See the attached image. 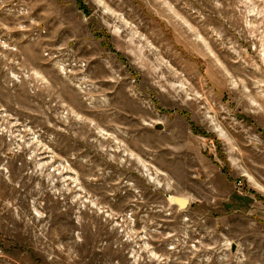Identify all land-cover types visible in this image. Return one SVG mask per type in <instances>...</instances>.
Here are the masks:
<instances>
[{"label":"rangeland","instance_id":"obj_1","mask_svg":"<svg viewBox=\"0 0 264 264\" xmlns=\"http://www.w3.org/2000/svg\"><path fill=\"white\" fill-rule=\"evenodd\" d=\"M0 264H264V0H0Z\"/></svg>","mask_w":264,"mask_h":264},{"label":"water","instance_id":"obj_2","mask_svg":"<svg viewBox=\"0 0 264 264\" xmlns=\"http://www.w3.org/2000/svg\"><path fill=\"white\" fill-rule=\"evenodd\" d=\"M174 203H176L179 207H185L188 203V199L186 197H183V196H177V195H174L172 197ZM178 203H181V204H178ZM233 249V247H232Z\"/></svg>","mask_w":264,"mask_h":264}]
</instances>
